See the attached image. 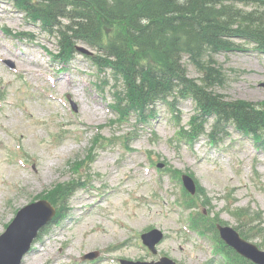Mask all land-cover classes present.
Instances as JSON below:
<instances>
[{
	"label": "rangeland",
	"instance_id": "374dc122",
	"mask_svg": "<svg viewBox=\"0 0 264 264\" xmlns=\"http://www.w3.org/2000/svg\"><path fill=\"white\" fill-rule=\"evenodd\" d=\"M22 33L28 39L18 37ZM77 46L89 56L76 52L70 59L56 33L15 2L0 1V235L23 207L52 197L60 205L58 220L41 232L23 264H120L164 256L178 264H221L214 241L191 230V215L200 212L235 229L252 228V219H259L263 235L247 238L264 250V131L257 143L230 124L215 140L203 135L190 146L176 137L195 115L191 101L178 103L175 113L164 105L138 112L149 114L145 122L131 112L117 122L115 93L122 88L109 75L98 79L89 57L99 51ZM216 61L225 77L217 93L264 107V55L234 51ZM188 70L201 77L191 63ZM214 123L211 117L208 133ZM97 135L101 144H94ZM182 175L200 190L193 203L178 180ZM185 199L196 208L186 210ZM151 229L166 235L158 255L140 239ZM94 251L97 261L83 260Z\"/></svg>",
	"mask_w": 264,
	"mask_h": 264
},
{
	"label": "trees",
	"instance_id": "16d2710c",
	"mask_svg": "<svg viewBox=\"0 0 264 264\" xmlns=\"http://www.w3.org/2000/svg\"><path fill=\"white\" fill-rule=\"evenodd\" d=\"M15 2L58 34L66 54L72 56L78 42L102 54L95 59L100 74L111 72L121 84V117L130 111H154L159 104L176 107L191 100L197 114L187 131L189 139L205 133L204 126L211 117L215 119L214 135L227 124L255 136L264 131V107L228 101L216 91L225 80L216 56L246 44L264 53V0ZM188 63L200 78L189 75ZM50 199L60 206L56 197ZM60 199L65 205L67 193ZM199 216L202 221H195L199 231L216 232L214 224L207 229L203 214ZM259 226L251 231L262 233ZM243 228L240 230L245 235ZM227 254L229 264H252L232 250Z\"/></svg>",
	"mask_w": 264,
	"mask_h": 264
},
{
	"label": "water",
	"instance_id": "95a60500",
	"mask_svg": "<svg viewBox=\"0 0 264 264\" xmlns=\"http://www.w3.org/2000/svg\"><path fill=\"white\" fill-rule=\"evenodd\" d=\"M60 1V0H51ZM186 188L192 193L196 192L194 181L188 177H183ZM56 214L55 209L49 202L42 200L23 208L8 230L0 237V264H21L24 255L30 251L39 231L44 228ZM222 239L233 247L240 255L246 257L255 264H264V251L243 238L230 227L218 226ZM143 240L150 249L156 253V245L163 239L162 233L152 231L143 235ZM97 253H92L86 258L95 259ZM122 264H176L173 261L163 258L158 263H142L122 261Z\"/></svg>",
	"mask_w": 264,
	"mask_h": 264
},
{
	"label": "bare ground",
	"instance_id": "6f19581e",
	"mask_svg": "<svg viewBox=\"0 0 264 264\" xmlns=\"http://www.w3.org/2000/svg\"><path fill=\"white\" fill-rule=\"evenodd\" d=\"M7 128H4V130H6Z\"/></svg>",
	"mask_w": 264,
	"mask_h": 264
}]
</instances>
